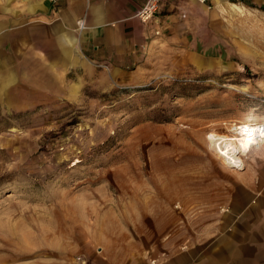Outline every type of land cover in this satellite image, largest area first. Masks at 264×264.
Segmentation results:
<instances>
[{
	"label": "rangeland",
	"instance_id": "1",
	"mask_svg": "<svg viewBox=\"0 0 264 264\" xmlns=\"http://www.w3.org/2000/svg\"><path fill=\"white\" fill-rule=\"evenodd\" d=\"M216 2L161 4L134 63L70 36L58 60L36 16L0 21V264H158L196 244L197 212L234 183L213 140L264 126V10Z\"/></svg>",
	"mask_w": 264,
	"mask_h": 264
},
{
	"label": "crops",
	"instance_id": "2",
	"mask_svg": "<svg viewBox=\"0 0 264 264\" xmlns=\"http://www.w3.org/2000/svg\"><path fill=\"white\" fill-rule=\"evenodd\" d=\"M143 1L0 0V12L8 10L11 15L6 13L0 21L4 28L10 29L14 21L28 25L33 22L32 16H36L47 36L51 35L54 41L58 38L65 45L51 54L58 60L74 61L70 55L71 37L75 38L80 52L91 60L112 64L123 59L134 63L151 33L162 29L165 23L164 11L159 8L148 23L132 18ZM168 1L164 0L163 4ZM215 1L218 0H205ZM223 1L226 7L215 4L221 12L231 9L230 4H235L231 2L264 10V0ZM246 154L242 170L229 166L235 169L234 183L213 192L211 210L204 208L197 212L196 244L166 253L158 264H264V138Z\"/></svg>",
	"mask_w": 264,
	"mask_h": 264
},
{
	"label": "bare ground",
	"instance_id": "3",
	"mask_svg": "<svg viewBox=\"0 0 264 264\" xmlns=\"http://www.w3.org/2000/svg\"><path fill=\"white\" fill-rule=\"evenodd\" d=\"M230 5V7H232L235 12H242L241 7L235 4ZM263 138V124L242 125L239 128H236L235 136H223L215 138L213 140V151L227 164H231L236 167H242V154L244 155L252 145L254 146L257 144L255 141H260Z\"/></svg>",
	"mask_w": 264,
	"mask_h": 264
},
{
	"label": "built area",
	"instance_id": "4",
	"mask_svg": "<svg viewBox=\"0 0 264 264\" xmlns=\"http://www.w3.org/2000/svg\"><path fill=\"white\" fill-rule=\"evenodd\" d=\"M163 0H144L131 15L140 23H148L158 11V8ZM199 3H204L205 0H196ZM157 33V32H155Z\"/></svg>",
	"mask_w": 264,
	"mask_h": 264
}]
</instances>
